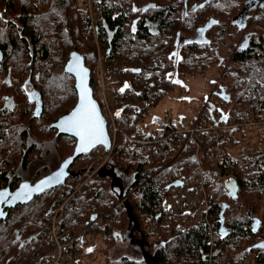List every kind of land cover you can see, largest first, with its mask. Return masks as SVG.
<instances>
[{
  "label": "trees",
  "instance_id": "1",
  "mask_svg": "<svg viewBox=\"0 0 264 264\" xmlns=\"http://www.w3.org/2000/svg\"><path fill=\"white\" fill-rule=\"evenodd\" d=\"M204 1L91 0L94 30L86 0H0V188L35 183L73 154L75 139L59 135L54 127L77 103L75 79L65 71L73 52L84 55L88 66L98 58L99 47L106 66L113 67L115 80L108 84H114L116 98L110 108L121 130L105 166L83 187L76 189L87 168L108 154L103 147L79 157L71 167L75 176L65 184L9 210L0 222V264H50V231L60 207L58 230L78 235L76 252L83 250L79 239L96 232L103 236L106 251L135 236L140 250L149 245L152 252L150 257L141 250L136 258H155V264H264V252L252 258L259 235L264 236V150L247 149L237 157L229 152L244 141L246 123L264 119V13L253 17L245 49L239 48V39L231 41V55L223 61L232 71L231 101L213 102L223 104L227 121L238 124L237 129L191 137L172 122L153 131L142 126L145 113L167 94L165 89L173 90L178 78L202 73L200 68L214 61L209 55L197 57L189 41L177 47L179 4ZM217 1L224 6V0L206 6L224 19ZM246 1L228 0L231 26ZM149 3L156 9L143 13ZM181 20L191 25L192 11ZM91 85L103 108L93 77ZM34 94L43 102L39 117L33 112L36 101L30 99ZM151 96L153 101L137 110L136 104ZM208 105L194 126L224 122L206 115ZM229 178L240 187L237 199L225 190ZM178 180L184 185L167 189ZM202 190L209 205L206 220L184 209L177 213L169 205L177 196ZM249 214L259 220L258 232ZM131 258L124 255L108 264L145 263Z\"/></svg>",
  "mask_w": 264,
  "mask_h": 264
},
{
  "label": "flooded vegetation",
  "instance_id": "2",
  "mask_svg": "<svg viewBox=\"0 0 264 264\" xmlns=\"http://www.w3.org/2000/svg\"><path fill=\"white\" fill-rule=\"evenodd\" d=\"M213 0H206L200 4L193 3L191 6L181 5V15L177 18L178 20V33L176 35L177 38V47H179L182 43L188 42L193 44L196 47V54L197 57H204L205 55H209L208 58H211L214 60L213 62L209 63L206 67L200 68V71L202 73H199L193 77H207L209 75L216 74L217 80H210V86L214 85V88L210 89L208 91V94L203 96L201 99V102L204 103V107L208 105V108H206L205 113L209 117H213L216 119H221L224 121V123H229L227 121L228 116L226 113L221 112L220 109L223 110L220 106H223V104L220 103V106H215L213 102H225V104L229 103L231 101V96L229 94V86L231 85L230 77L231 74L230 70L224 66V60L228 59L231 55V41H236L239 39V48L243 51L246 46V40L250 35L253 34V31H251V22L253 17L257 12L264 13V0H248L245 2L244 7L238 14V16L234 17L232 20L233 26L230 25L229 20V2L228 0H224V6L220 7V1H217L216 4L218 5V10L225 13L226 17L224 19H221L219 17H215L214 15L210 14L212 13L213 9L207 7L206 5ZM157 5L149 3L147 7L142 9L141 11L144 13V11L151 9H156ZM160 7V6H159ZM145 11V12H146ZM192 11L193 20L191 22V25L185 26L184 21L181 20V16L188 12ZM147 18V25L149 27H152V16L149 14L146 15ZM140 19V18H139ZM4 60V59H3ZM3 63V61H2ZM2 67V66H1ZM187 79V78H185ZM26 91L29 92V86H26ZM211 102V103H210ZM7 105H10V103H6ZM33 112L36 107V103L33 102ZM203 111V110H202ZM202 113V112H201ZM237 129V128H234ZM232 129V130H234ZM234 179V178H233ZM240 190V187H239ZM239 194V191H238ZM231 196V195H230ZM232 197V196H231ZM234 198V197H232ZM235 197L234 199H237ZM208 204V203H207ZM200 205V204H199ZM199 205L194 208L197 209ZM204 205V204H203ZM209 213V205L207 207H203V212L201 214V218L197 217L198 213H191V215H194L197 220H206L207 215ZM249 217L252 218V224L253 227H256V231L258 232V226H259V220L256 218H253L251 214H249ZM222 232L227 235L230 234V231L224 230V228H221ZM211 237H213V232L211 230ZM134 241L130 245L132 247H137L135 236H133ZM212 241L214 243V240L212 238ZM150 246H143L142 252L147 254H150V257L152 256V252L148 249ZM255 247L257 248L254 251L252 258H258L259 254L264 252V236L259 235L258 240L256 241ZM115 259L119 258H106V263H111ZM132 260L141 261L143 260L144 264H155V258H131Z\"/></svg>",
  "mask_w": 264,
  "mask_h": 264
},
{
  "label": "rangeland",
  "instance_id": "3",
  "mask_svg": "<svg viewBox=\"0 0 264 264\" xmlns=\"http://www.w3.org/2000/svg\"><path fill=\"white\" fill-rule=\"evenodd\" d=\"M86 6L87 9L90 10L88 2L86 3ZM107 68L108 67L105 64V69ZM114 68L116 69L117 65H114ZM112 69L113 67H109L108 72L105 71V87L108 88H114V84H108L109 81L113 82L115 80V75L113 74ZM215 79L217 80L216 74L207 77H189L187 79L178 78L177 85L174 89H165L167 94L152 105L150 110L145 113L142 122L144 129L146 131H153L158 129L163 123L167 122H172L177 129L181 131H189L193 129V122L197 120L203 110L204 103L201 102V99L208 94L210 89L214 88V85L210 86V80ZM109 91L108 102L109 105H111L116 96L114 90ZM153 99L154 96H151L149 101L137 103V110H140L151 103ZM220 107L222 108V106ZM220 110L226 114L229 113L225 110ZM242 133L244 134V141L235 147H230L229 152L234 157L243 154L247 149L259 147L264 150V131L260 133L259 131L249 129L243 130ZM196 196L198 195H193L191 197H186V195L177 196L170 200L169 205L172 206V209L177 213L184 209V213H198L197 217L201 218L202 216L200 213L203 212V207H205V205H203V199L200 198L203 203L198 200L200 205L197 209H192L190 206V202L193 199L192 197ZM86 243L88 245L83 248L82 252H79L80 255L83 256L80 257L81 264H105L106 258H120L124 255L136 258L139 257V253L142 250H140L138 244H136L138 248L132 247L128 241H124V244L121 242L118 244L116 243L113 246V249L106 251V243L103 241V236L96 232L86 235ZM89 249H91V251H89Z\"/></svg>",
  "mask_w": 264,
  "mask_h": 264
},
{
  "label": "water",
  "instance_id": "4",
  "mask_svg": "<svg viewBox=\"0 0 264 264\" xmlns=\"http://www.w3.org/2000/svg\"><path fill=\"white\" fill-rule=\"evenodd\" d=\"M208 1V0H207ZM4 59V53L0 50V69L2 66V61ZM65 71L72 75L75 79V88L77 91V103L76 105L64 116L60 117L57 122L54 124L55 129L57 130L59 135H65L75 139L76 145L73 151V154L66 158L60 168L47 175L43 178L39 179L35 183L25 182L21 184L16 189L12 190L10 187L7 188H0V193H4L7 196V199L4 202H0V222L6 220L9 216V210L15 208L19 204H25L33 200L37 195L44 193L45 191L53 188H57L71 178L75 176V173L71 171V167L74 162L81 156L87 155L91 153L98 147H103L106 152L112 150L113 144L112 139L108 129V121L104 116L99 101L94 97V91L91 85L92 77L90 68L85 63V57L79 52H73L70 55L69 60L65 65ZM82 77H83V87L87 91V98L91 102L92 105L95 107V112L99 121H101V129H102V136L100 143H95L93 146L89 147L87 151L78 152L77 149L80 145V138L76 135L74 130H68L66 125H62V121L66 120L67 118L71 117L72 114L76 111L77 108L81 106V93H82ZM31 100L36 101V108L34 111V116L39 117L43 110V102L41 96L38 94H34L30 97ZM59 175V179L55 180L57 174ZM48 181L47 184H43L42 191H32L30 193V198H21L16 199V194L23 190L24 185H28L29 189H35L38 185H42L43 182ZM184 185V182L181 180L175 181L167 186V189H171L172 187H181ZM224 187L226 192L231 195L232 197H237L239 191L238 182L233 179L229 178L225 181ZM27 197V194H26ZM3 197H0V200H3Z\"/></svg>",
  "mask_w": 264,
  "mask_h": 264
},
{
  "label": "built area",
  "instance_id": "5",
  "mask_svg": "<svg viewBox=\"0 0 264 264\" xmlns=\"http://www.w3.org/2000/svg\"><path fill=\"white\" fill-rule=\"evenodd\" d=\"M88 2L90 10V18H91V27L95 30L96 26V20L94 17V12H93V6H91L92 2L91 0H86V3ZM88 67L90 68L91 71V77H93L97 84L99 85V89L97 91V95L99 97V100H101L104 104L102 109V112L104 116L106 117L108 122V129L109 133L112 139V144L114 146V143L116 141V136L119 132H121L120 128L116 125L115 120H114V115L112 114L109 102H108V94L109 90H114V88H108L105 87V62L103 60L101 51L98 47V58L93 64H88ZM110 123V125H109ZM238 124H230V123H214V124H209L207 126H197L195 125L193 129L187 131L188 134L193 137L194 134L197 132H206L210 135L213 134H221L224 132H227L229 130H232L234 128H238ZM262 130L264 131V119L261 121H253L250 123H246L243 126V130ZM113 150V147H112ZM111 150V151H112ZM111 151L108 152V154L105 156L103 162L97 164V165H91L87 168L86 170V179L83 182L78 183L76 186V189H79L83 187L86 183H88L92 177L94 176L95 173H97L99 170H101L104 166L105 163L108 161L109 154ZM69 180V179H68ZM67 180V181H68ZM199 196V198H198ZM196 197H192L193 199L190 202V206L192 209L196 208L200 203H198V200L202 198L203 202L200 200L201 203L205 205V207L208 206L207 204V199H206V194L204 190ZM61 207L55 212L52 220V227L50 231V238H51V243H52V254H53V259L50 264H79L81 261L80 257H83L80 255V253L75 251L73 249V245L75 244L76 240L78 239V235H69V234H62L58 230V225H57V220H58V214L60 211Z\"/></svg>",
  "mask_w": 264,
  "mask_h": 264
},
{
  "label": "snow or ice",
  "instance_id": "6",
  "mask_svg": "<svg viewBox=\"0 0 264 264\" xmlns=\"http://www.w3.org/2000/svg\"><path fill=\"white\" fill-rule=\"evenodd\" d=\"M101 121L96 115L95 107L87 98V91L83 87V77H82V93H81V106L76 109L71 117L62 121V125H66L68 130H74L76 135L80 138V145L77 149L78 152L87 151L89 147L93 146L95 143L102 142V129ZM59 173L53 179H59ZM48 181L38 185L35 189H29L28 185L23 186V190L16 194V199L30 198V193L32 191H42L43 184H47ZM27 194V197H26ZM0 197H3L4 202L7 199L6 194L0 193ZM91 251V249H89Z\"/></svg>",
  "mask_w": 264,
  "mask_h": 264
},
{
  "label": "crops",
  "instance_id": "7",
  "mask_svg": "<svg viewBox=\"0 0 264 264\" xmlns=\"http://www.w3.org/2000/svg\"><path fill=\"white\" fill-rule=\"evenodd\" d=\"M80 238V237H79ZM116 238L117 239H120L121 238V236L120 235H116ZM80 240V244L82 245L81 247L82 248H84V247H86L88 244L87 243H85L84 241L86 240V236H83L82 237V239H79ZM128 242H129V244H131V243H133V241H134V238L133 237H129V239L127 240ZM121 243H123V241H121ZM124 244V243H123Z\"/></svg>",
  "mask_w": 264,
  "mask_h": 264
}]
</instances>
